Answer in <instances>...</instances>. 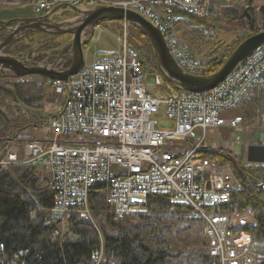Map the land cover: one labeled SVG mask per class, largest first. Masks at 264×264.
<instances>
[{
    "label": "built area",
    "instance_id": "built-area-1",
    "mask_svg": "<svg viewBox=\"0 0 264 264\" xmlns=\"http://www.w3.org/2000/svg\"><path fill=\"white\" fill-rule=\"evenodd\" d=\"M240 4V0H0V11L41 17L61 5L69 8L70 15L73 7L132 10L162 32L186 73L204 75L207 59L193 53L181 29L184 17L214 21ZM102 24L117 39L119 50L108 57L95 51L93 61L84 62L67 80L35 78L46 101L58 109L53 110L42 139L8 140L0 146V168H37L56 192L51 217L76 214L93 224L95 213L89 196L95 186H101L98 193L115 220L144 206L151 195H168L172 203L191 206L193 215L205 221V251L216 257L218 264H264V250L254 248L256 240L248 231L256 224L253 214L249 210H216L230 203L232 192L242 189L239 180L228 165L199 154L202 147H221L234 153L235 142L231 136L224 138L223 131H240L246 136L254 132L240 114L225 117L223 113L238 110L252 89L264 88V45L215 88L204 92L177 89L159 98L146 90L138 51L129 43L134 26L126 21ZM259 25L264 30L262 20ZM96 28L86 44L100 40L102 30L95 39ZM28 77L32 76L15 79L31 80ZM160 106L172 122L171 128L159 127L152 119ZM211 134L221 137L220 146L206 143ZM249 145L248 139L243 140L244 151ZM249 163L244 157V164ZM6 261L19 264L20 259L14 254ZM102 261L101 253L94 262Z\"/></svg>",
    "mask_w": 264,
    "mask_h": 264
},
{
    "label": "trees",
    "instance_id": "trees-1",
    "mask_svg": "<svg viewBox=\"0 0 264 264\" xmlns=\"http://www.w3.org/2000/svg\"><path fill=\"white\" fill-rule=\"evenodd\" d=\"M253 1L245 0L229 10V22L255 29L241 33L238 44L263 31L259 24L264 22V7H254ZM183 22L193 53L207 59L205 74L217 71L234 49L222 52L216 47L202 53L200 45L216 38L215 29L228 31L233 27L224 20L208 22L191 16H185ZM129 43L138 51L143 74H162L149 41L135 27L129 34ZM172 89L177 90L174 86ZM44 95L35 79L0 80V146L8 140L34 141L32 129L48 128L54 112L46 109ZM238 110L249 126L264 129V88L252 89ZM199 154L228 165L242 187L231 193L230 203L216 210H249L256 224L248 231L256 241L264 240V164L245 165L243 156L221 147H202ZM100 188L93 187L89 196L95 224L76 214L56 218L49 214L56 192L37 168H0V244L4 245L0 264H6V258L12 260L14 254L19 256V264H95L101 253L105 261L100 264H218L217 258L205 251V221L193 215L191 206L174 204L168 195L156 194L131 215L115 220L107 213L108 205L98 193Z\"/></svg>",
    "mask_w": 264,
    "mask_h": 264
},
{
    "label": "water",
    "instance_id": "water-1",
    "mask_svg": "<svg viewBox=\"0 0 264 264\" xmlns=\"http://www.w3.org/2000/svg\"><path fill=\"white\" fill-rule=\"evenodd\" d=\"M55 7L50 13L39 18L12 19L26 22L29 29L39 30L44 35L50 34L48 40H53L59 35L69 34L70 48L65 62L63 58L52 63L44 61L36 65H26L20 59L5 54L4 49L12 43L5 39L0 42V71L6 77L21 78L39 75L45 78L67 80L70 75L76 74L84 65V45L96 26L107 21H126L132 24L149 41L155 60L164 78L178 90L190 92H204L211 90L234 73L239 66L259 47L264 45V30L256 32L240 42L223 65L215 72L204 75L186 73L176 62L170 52L162 32L141 14L115 6L73 7V14L68 18L52 24H47L49 16L59 10ZM70 62L66 67L64 65ZM250 163L264 164V144H250L244 152Z\"/></svg>",
    "mask_w": 264,
    "mask_h": 264
},
{
    "label": "rangeland",
    "instance_id": "rangeland-1",
    "mask_svg": "<svg viewBox=\"0 0 264 264\" xmlns=\"http://www.w3.org/2000/svg\"><path fill=\"white\" fill-rule=\"evenodd\" d=\"M1 8V7H0ZM27 9H22L20 11H26ZM229 11L224 12L220 17H218L215 20H224L229 24V26L233 27L231 30H225V29H215L214 34L216 35L215 39H206L204 40L201 45L200 49L203 51L202 53L211 52L216 47L220 51H226L228 48L234 49L236 45L238 44V40L240 38L241 33H251L252 31H255L253 28H248L245 25H237L234 22L228 21V15ZM9 17V13H3L0 11V19H7ZM10 18V17H9ZM214 20V21H215ZM210 22V21H208ZM212 22V21H211ZM182 32L184 35L189 38L187 30V27L182 26ZM102 30V34L99 41H93L89 40V42L84 46V61L87 63H90L94 59V52H99L105 57L111 56L112 53L117 52L120 48L119 43L113 33L109 30L108 27L101 24L99 25L95 32H94V38L97 39L99 32ZM68 38V35L63 36L60 38V41L65 40ZM221 41V42H219ZM10 79V80H16L15 78H4ZM27 79H35V77H28ZM2 80V78H0ZM23 81V80H22ZM144 83L145 88L147 91L151 92L153 95L163 98L166 96L167 92H170V90L175 91V89H172V86L170 83L167 82V80L164 78L163 74L159 72H153L149 71L144 73ZM45 98V104L46 109L48 111L50 110H57V105H50ZM239 110H231L223 113V116L225 117H233L239 114ZM152 119L158 122V126L162 128H171L172 122H170L166 116L164 115V108L163 106H160V109L158 112L154 113L152 115ZM254 129V132L251 135H244V133L240 131H223V137H232L235 142V150L234 153L238 156H244V146H243V140L248 139L250 144H258L263 143L264 144V129L252 127ZM47 129L46 128H35L32 129L31 135L35 137L36 140L42 139L43 136H45ZM199 134V132H198ZM206 143L213 144L215 143L217 146H220L222 144V139L217 134H211L208 135L206 138ZM98 220H100V217H97ZM102 220V219H101ZM100 220V221H101ZM98 221V222H100ZM254 248L258 250H264V240H257L254 244ZM197 250V249H194Z\"/></svg>",
    "mask_w": 264,
    "mask_h": 264
},
{
    "label": "flooded vegetation",
    "instance_id": "flooded-vegetation-1",
    "mask_svg": "<svg viewBox=\"0 0 264 264\" xmlns=\"http://www.w3.org/2000/svg\"><path fill=\"white\" fill-rule=\"evenodd\" d=\"M71 12L69 8H61L51 14L46 20L47 24L60 22L70 16ZM23 18H39L34 16L32 13H19L16 16L8 17L7 19H0V42L5 39L12 40L5 49L4 53L11 55L17 59L23 61L26 65H36L38 63L48 61L52 63L54 60L63 58L65 62L68 57L70 48L67 47L70 41L69 34L59 35L53 40H48L50 34L44 35L42 31L31 30L26 22H20L15 20L9 24L6 21L12 19H23ZM68 35V38L60 41V38ZM70 62L66 63L64 67L68 66ZM32 77H39L34 75ZM0 78L6 77L3 71H0Z\"/></svg>",
    "mask_w": 264,
    "mask_h": 264
},
{
    "label": "crops",
    "instance_id": "crops-1",
    "mask_svg": "<svg viewBox=\"0 0 264 264\" xmlns=\"http://www.w3.org/2000/svg\"><path fill=\"white\" fill-rule=\"evenodd\" d=\"M213 1L216 3H221L223 0H213ZM240 1H241V3H244L245 0H240ZM253 6L256 8L264 7V0H254ZM8 13H9V17H12V16H16L20 12L15 10V11H9ZM258 144H260V143H258ZM261 144H263V143H261Z\"/></svg>",
    "mask_w": 264,
    "mask_h": 264
},
{
    "label": "bare ground",
    "instance_id": "bare-ground-1",
    "mask_svg": "<svg viewBox=\"0 0 264 264\" xmlns=\"http://www.w3.org/2000/svg\"><path fill=\"white\" fill-rule=\"evenodd\" d=\"M19 95V94H18ZM16 96V95H15Z\"/></svg>",
    "mask_w": 264,
    "mask_h": 264
}]
</instances>
